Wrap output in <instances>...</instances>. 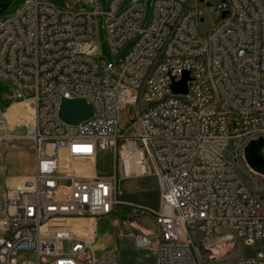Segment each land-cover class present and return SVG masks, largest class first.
I'll list each match as a JSON object with an SVG mask.
<instances>
[{"label":"built area","instance_id":"built-area-1","mask_svg":"<svg viewBox=\"0 0 264 264\" xmlns=\"http://www.w3.org/2000/svg\"><path fill=\"white\" fill-rule=\"evenodd\" d=\"M61 1L23 0L0 19V81L32 108L13 126V105L0 108V142L23 125L33 152L30 173L0 184V264H119L113 249L96 254L97 221L117 209L122 181L143 176L159 205L136 246L156 264H264V204L227 155L264 138V0H152L144 29L141 0H107L106 12L100 0ZM208 12L217 20L202 32ZM99 15L112 57L134 41L119 64L95 56ZM184 73L187 90L174 93ZM61 99H84L92 117L64 123ZM101 152L109 174L97 171ZM195 232L260 250L204 263Z\"/></svg>","mask_w":264,"mask_h":264},{"label":"rangeland","instance_id":"rangeland-1","mask_svg":"<svg viewBox=\"0 0 264 264\" xmlns=\"http://www.w3.org/2000/svg\"><path fill=\"white\" fill-rule=\"evenodd\" d=\"M16 0H0V19L14 15L22 6L23 0L12 6ZM51 4L58 9H66L61 0H39ZM131 0H124L121 9H124ZM145 4V15L142 20V28H146L151 19L152 0H141ZM101 10H108L107 0H100ZM217 20L209 12L205 14V22L200 30L206 31L210 25ZM96 43L98 49L95 56L109 62L119 64L131 50L134 41L124 43L115 57L109 52L103 28V16L99 15L96 22ZM13 90L8 83L0 81V108L5 110L12 105ZM12 113L24 115L20 108L13 105ZM134 119V110L128 108L120 113V120L126 122ZM15 120V118H14ZM23 125L11 127V134L16 136L8 142H0V184L3 185L8 179L15 175L30 173L33 169L32 163V141L22 138L24 134ZM243 149L237 143L231 142L228 149V157L234 160L236 171L246 183L249 190L262 204H264V176L259 175L246 165L243 157ZM19 157V161L16 159ZM20 161L23 162L20 163ZM97 171L105 174L112 172V157L108 152H101L97 156ZM121 192L120 204L115 212L108 218H102L96 225V254L113 249L119 257V264H156L153 252L147 249H139L136 246V237L148 236L155 229L152 211L159 205V196L155 180L152 177L143 176L124 180L119 185ZM198 257L205 263L208 259L215 261H230L240 256H250L260 250L257 246L246 247L233 236L218 235L205 237L199 232L193 234ZM212 257V258H211Z\"/></svg>","mask_w":264,"mask_h":264},{"label":"water","instance_id":"water-1","mask_svg":"<svg viewBox=\"0 0 264 264\" xmlns=\"http://www.w3.org/2000/svg\"><path fill=\"white\" fill-rule=\"evenodd\" d=\"M21 0H16L11 8L17 5ZM225 13L222 15L224 16ZM188 73H184L179 82L172 85L174 93H185ZM93 115V106L84 99H61L58 116L61 121L69 125H77L80 122L91 118ZM264 138L251 140L243 149V157L246 165L253 172L264 176Z\"/></svg>","mask_w":264,"mask_h":264},{"label":"crops","instance_id":"crops-1","mask_svg":"<svg viewBox=\"0 0 264 264\" xmlns=\"http://www.w3.org/2000/svg\"><path fill=\"white\" fill-rule=\"evenodd\" d=\"M12 105H15L16 107H18V108H20L21 109V111H22V114L24 115V120H22V122L23 123H29L30 121H31V119H32V108H31V106L30 105H25V104H20V103H14V104H12ZM11 105V106H12ZM7 116H8V118H9V122H10V124L13 126V123H14V117H15V115L12 113V109L11 108H9V110L7 111ZM16 159L18 160L19 159V157H16ZM20 160V159H19ZM18 160V161H19ZM20 163H22L23 164V162L22 161H20ZM17 176H20V175H15V177H17ZM14 178V177H13Z\"/></svg>","mask_w":264,"mask_h":264},{"label":"bare ground","instance_id":"bare-ground-1","mask_svg":"<svg viewBox=\"0 0 264 264\" xmlns=\"http://www.w3.org/2000/svg\"><path fill=\"white\" fill-rule=\"evenodd\" d=\"M12 126V125H11Z\"/></svg>","mask_w":264,"mask_h":264}]
</instances>
